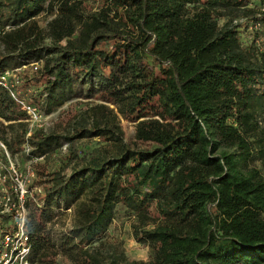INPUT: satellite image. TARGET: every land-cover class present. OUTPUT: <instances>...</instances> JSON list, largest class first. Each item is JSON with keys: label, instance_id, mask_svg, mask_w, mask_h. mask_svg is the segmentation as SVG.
I'll return each instance as SVG.
<instances>
[{"label": "trees", "instance_id": "16d2710c", "mask_svg": "<svg viewBox=\"0 0 264 264\" xmlns=\"http://www.w3.org/2000/svg\"><path fill=\"white\" fill-rule=\"evenodd\" d=\"M86 1L0 0V72L39 61L20 75L45 114L91 99L69 135L26 137L27 114L0 86L7 151L29 144V157H45L64 141L103 142L69 175L34 176L42 189L24 201L31 264H56L58 252L73 264H264V0ZM41 13L52 16L47 35ZM119 117L151 147L127 144ZM71 208L73 224L54 240L47 225ZM120 213L134 217L148 262L104 246ZM13 227L0 212V238Z\"/></svg>", "mask_w": 264, "mask_h": 264}, {"label": "rangeland", "instance_id": "374dc122", "mask_svg": "<svg viewBox=\"0 0 264 264\" xmlns=\"http://www.w3.org/2000/svg\"><path fill=\"white\" fill-rule=\"evenodd\" d=\"M98 4L97 0H87L85 2L86 10L96 9ZM52 16H49L46 13H41L37 16V20L39 25L44 31V34L47 35V21ZM224 19H220L219 23H223ZM234 22H247L245 18L234 19ZM240 37L243 43L248 42L253 34H249L250 28L246 30L244 26L240 28ZM260 40V38H259ZM46 42H50L49 38L45 39ZM0 51H3V46L0 43ZM34 70L28 66L26 69V77L29 79L30 76H33L35 73ZM23 77V76H22ZM26 77H23L25 80ZM21 92H23L26 96L30 94L35 89V86L32 85H21ZM84 94V93H83ZM91 99L86 98L84 95L75 97L69 101H67L60 108L50 112L48 114V118L44 120L45 124L43 126H39V124L33 125L30 131L26 133V137H28L35 129L39 128L44 132H54L58 135H69L67 134L68 128L72 121H68L69 118H75L78 114L82 112V110L86 109L87 102H90ZM27 122V121H26ZM119 123L123 130L124 141L129 144L131 147H139V148H149L151 144L149 143H140L137 142L134 138V123L126 121L119 117ZM28 128L29 123L27 122ZM17 127L8 129L7 137L9 141H12L17 134ZM98 143H102V141H98L97 138L94 139H77L73 142H63L59 149L56 150L54 154H49L45 157H34L31 158L27 155L29 150L31 149L30 145L20 146L14 144V148L16 151L11 152L9 150L10 161L14 164L16 168L21 170L22 172H26L27 169H32L37 175V179H45L46 174H50L53 171H60L64 175H69L72 169L78 167L80 165L79 158L84 153L91 152L92 148L97 146ZM74 152V153H72ZM78 155V156H77ZM5 158L2 157V160ZM7 162V159H6ZM264 171V165L257 164ZM37 172V174H36ZM35 178V177H34ZM40 182V180H39ZM40 185L38 182L34 183V186ZM38 187V186H37ZM42 187V186H41ZM40 187V188H41ZM42 189V188H41ZM40 189V190H41ZM35 192H39L38 189ZM74 213L73 208L67 209L64 211H55V216L52 221L47 225L50 229L51 235L54 240H58L59 236L63 231L70 228L73 224ZM134 220L133 216L124 215L120 213L111 224L107 237L103 238L104 246H106L110 250H116L117 253H120L128 260H141L144 262H148L150 259V250L149 247L145 244L139 243L133 237L131 230V222ZM55 263L56 264H73V262L63 253L58 252L55 255Z\"/></svg>", "mask_w": 264, "mask_h": 264}, {"label": "built area", "instance_id": "2783aa9c", "mask_svg": "<svg viewBox=\"0 0 264 264\" xmlns=\"http://www.w3.org/2000/svg\"><path fill=\"white\" fill-rule=\"evenodd\" d=\"M28 66L37 70L40 62L4 69L0 72V86L8 90L11 98L27 114L25 121L29 123L30 131L36 124L41 128L49 116L21 92L20 72ZM0 148L4 150L3 155L0 154V212L11 214L14 223L13 229L0 238V264H31V242L25 230L27 211L24 201L37 189L40 192V188L33 185L35 176L33 170L27 169L26 172H22L10 161L9 153L2 141ZM41 157L43 156L39 158Z\"/></svg>", "mask_w": 264, "mask_h": 264}]
</instances>
